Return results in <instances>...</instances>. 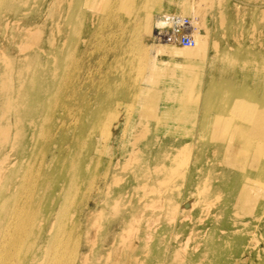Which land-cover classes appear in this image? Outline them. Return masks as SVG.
Returning <instances> with one entry per match:
<instances>
[{
	"label": "bare ground",
	"instance_id": "1",
	"mask_svg": "<svg viewBox=\"0 0 264 264\" xmlns=\"http://www.w3.org/2000/svg\"><path fill=\"white\" fill-rule=\"evenodd\" d=\"M246 1L254 4L0 0V62L6 69L18 67L17 87L0 101V264H141L146 253L154 259L157 246L169 251L158 253L166 260L162 264H231L228 252L242 257L243 264H264V0ZM216 2L218 15L212 12ZM135 7L139 16L131 14ZM249 14L253 19L246 22ZM171 15L189 19L192 47L156 38L155 29ZM231 19L236 20L229 28ZM131 36L139 58L129 62ZM42 59L38 71L35 65L43 64ZM115 63L130 70L122 66L113 73ZM74 64L79 73H97L78 84L91 82V102L82 97L80 103L88 111L81 132L110 125L124 108L125 130H131L134 142L118 155L115 168L121 160L158 163L147 176L138 168L131 170L133 189L115 187L122 177L114 173L109 179L110 172L96 187L90 186L88 192L97 193L106 187L102 206H112L104 214L91 210L99 196L91 207L84 202L87 193L80 192L78 202L68 198L79 192L83 181L74 173L78 159L63 172L51 154L46 169L34 176L25 160L36 142L46 139L42 151L65 145L72 118H61L55 126L61 131L57 139L54 127L49 133L38 131L43 120L39 114L51 107V92L62 86L67 91L68 67ZM78 91L81 87L67 93ZM21 93L26 96L15 106ZM7 112L14 120L2 125ZM24 116L26 145L20 148L17 140L24 136L18 129ZM119 122L117 117V128ZM72 137V146L82 144L83 136ZM152 143L161 151L148 158L145 145ZM111 216L122 220L115 235L105 231ZM144 221L172 234L168 245L154 239L156 245L137 246L148 239L146 233L120 246V239L127 242L132 231L127 225ZM181 224L187 225L186 236L179 231ZM175 241L183 245H172ZM106 242L108 261L99 256ZM173 251L184 258L172 259L168 253Z\"/></svg>",
	"mask_w": 264,
	"mask_h": 264
},
{
	"label": "rangeland",
	"instance_id": "2",
	"mask_svg": "<svg viewBox=\"0 0 264 264\" xmlns=\"http://www.w3.org/2000/svg\"><path fill=\"white\" fill-rule=\"evenodd\" d=\"M209 1H211V0H209ZM243 4L251 6L252 4H254V2H247L246 0H244ZM222 5H224L223 2H222ZM138 9H139V7L132 8L131 12H134V13H131V14L139 16V14L141 12H139V14H137L136 12L138 11ZM212 12L214 15L215 14L218 15L220 13V8L218 5V2H216V7ZM259 12H260V7L256 8L254 10L255 15H257ZM251 15H254V14H249V17H247L246 22H250L253 19V18L250 19ZM235 20L231 19L227 22L229 28L231 27L230 24L233 23ZM261 23L264 26V16L262 17ZM212 28L214 30V27H212ZM103 34H104V32L102 31V35ZM249 36H251V35H249ZM129 38H130V40H129L130 41L129 42L130 47H128V53L127 54H128V61L130 62L132 60L135 61L136 59H138L139 55H138V52H136L134 50V48L131 46V41H133L134 39L132 38V36ZM79 41L82 42V39H79ZM101 41H102V38L97 39L98 43ZM74 45H75V42L72 43V46H71V48L73 47L72 51L74 49ZM76 46H78V45L76 44ZM93 58H94V61L97 60L96 55H94ZM40 62L43 64H39V62H36L37 65H35V68L37 66L38 71H40L43 68L44 59H42ZM117 64H119V65L116 66ZM122 66H124L125 71L129 69L128 66L126 67L125 64L115 63L114 68L112 69L113 73L121 72ZM16 67L12 68V69H14L13 72H10V70H12V69H8V68L6 69L5 64L0 62V73H5L4 75H2L0 77V101L2 100V98L4 96H6L9 92L14 90L15 87H17V84H16L17 83L16 82L17 81V69H16ZM119 67H121V69H119ZM89 71H90L89 72L90 74H87V75L85 74L86 72H84V70L79 73L78 68L75 67V64L73 66L69 65L68 73L71 76V80L67 84L68 85L67 91H65L64 87L62 86L61 89L59 88V90H57L55 94H53V92H51L52 93L51 107H49L48 110L47 109L44 110L43 112H41L43 109H40L38 111V113L41 112L39 115H41L43 117L42 126H40L38 131L41 134L44 133V130H46L47 133H49V128L52 129L54 127V129L56 131V133H54V135L57 139H60L59 133L61 131H59V127L56 128L55 126L59 123L61 118L67 119L68 116H69L68 118H72V122H68L69 120L67 121V123L70 124V126L68 127L69 128L68 132L66 133L63 130L66 133V137H67L65 145L60 149L59 148H52L50 151H49V147H46L45 150L42 151V148H44V146H46V144H47L46 139H45V141L43 140V141H40L39 143L36 142L34 144L35 147L33 148L32 152L25 157V160H27V163L29 166V171H30L31 175L34 176V174L37 173L38 171L41 172L43 170V167H44V170L46 169V166H44V165L47 162V160L49 158H51V154H53V156L56 158V163L58 164L59 168L61 170H63V172H65L66 169L70 170L69 166L73 163V161L75 159H78L79 167L76 169V171L74 173H75V176L82 175L83 177L80 180V182L82 180L83 181L81 183L79 182L80 186L78 184L79 192L76 195H74L72 193L69 194L68 198L71 199L73 197L72 203L78 202L80 200V199H78L79 193L80 192L87 193L86 194L87 197L84 199V202L89 207H91L92 201H94L97 198V196H99V199H97L95 201V204H97V207L95 209L91 208V210L97 211V212L101 211L104 214L112 206V205H110L109 208H107L106 206H104V207L102 206L103 200L105 201V199H107L106 187L104 188V190L102 192L97 193L95 190H93V191L91 190V192H88L87 189L90 188V186L96 187V185L98 183H100L102 176L106 172L107 173L110 172L109 179L112 177V174H114V173L119 175V177H122V179L119 181V184H117L115 187H118L119 185L123 186V184H126L128 189H131L133 185H131L128 182L130 180L129 178H130L131 170L138 168V169H140V171L142 173L146 174V176H147L150 174L149 172L152 171L151 166L157 165L158 163H153V162L141 163L140 161H138L136 163V162H133L132 160H130L128 163H124V161L121 160V162H119L118 167L115 168V165H116L115 162L117 161V157H119L118 155H124V153H127L128 150L133 145L132 142H134L129 137L131 130H128V129L125 130L124 123H125V120L127 119V114H126V112H124V108H119V111H120L119 115H116V113H115L116 116L112 118L110 125L105 126V127H101V128L98 127V128H95L94 130L88 129L86 131L81 132V128L83 127L84 120H86L85 117H86L88 111H86V109L83 108V106H81L80 103L82 101V97L89 99V101L91 102V98H90L91 97V82L90 83L88 82L85 85H78V84H80L79 81H81L86 76H89V75L94 76L95 75V77H97V73H96L95 69H92ZM5 78L8 81L7 83H3V79H5ZM95 81H96V79H95ZM3 86H4V88H3ZM74 87H77V88L81 87L82 92L78 91L76 93L68 94L67 92L69 91V88H74ZM25 96L26 95L24 93H21V96L19 98L17 97L14 100V105L17 106V100H23L25 98ZM77 104L80 105V108H78V109H77ZM5 114L6 115L4 117H6V122H2L1 123L2 125H7L9 123L7 121H13L14 120L12 112H7ZM117 117L120 118L119 128H117L116 127L117 125H115ZM27 120H28L27 117L24 116V118L20 121L22 123V126H20V128L18 129L19 134H20L19 136H24L23 140H17V143L19 144L20 148H22L23 146L26 145V131H27L26 129L28 126V124L26 123ZM78 134H80V135H78ZM72 136H83L81 138V139H83L81 141L82 144L79 146H72L71 145V137ZM73 138L74 137H72V139ZM5 142L6 141H4V143ZM139 142L140 141H138L137 142L138 144L137 143L136 144L139 145ZM94 146L96 148H94ZM145 148L147 149L146 152H147L148 158L152 157L153 155H159V153L161 151V148L158 146H155V143L154 144L153 143L152 144H146ZM134 155H133V157H134ZM133 157H132V159H133ZM63 162L66 164L65 166H63ZM121 167H125L124 171L118 169ZM56 176H57L56 174L52 175L53 178ZM161 178H162V176H159V179H161ZM114 184L115 183L113 182L111 187H113ZM122 193H123V191H122ZM138 194L140 195V192H138ZM88 210H90V208H88ZM119 210L122 212L123 207L120 206ZM120 214H122V213H120ZM121 221H122L121 219L111 216V218L108 221L111 223H109V226L106 225V229H105L106 233L109 234L111 231H113L114 235L118 234V231L120 230L119 226H121V224H122ZM127 227L128 228L130 227L132 229V231L129 234H126V235H128L127 236L128 239L126 240L127 242L121 241L122 238L120 239V242H119L120 246H125L126 243H127V246H129V242H131L133 239L136 241H139L140 236H142L144 234L146 235V233H149V237H147L148 239H146V241H145V239L141 237L142 239H144V241L140 240L139 242H137V246H139L140 244H145V245H149V246L156 245V243L154 241H152L154 239L161 241L162 245L165 246V245H168L165 243L167 241H169V239H171V237H172V234H169L168 231H166V229H164L163 232H160L157 225L154 226L152 224H148L146 221L141 222L139 224H133V225L128 224ZM186 228H187L186 224H181V229L179 230V231H183L185 236L188 233V231H185ZM137 230H139V231H137ZM145 230L147 232H145ZM183 233L181 235H183ZM148 240H150L151 242L148 243L149 242ZM157 240H155V241H157ZM191 244H192V242H189V244H188L190 246V249H191ZM172 245H183V244H180L179 241H175ZM108 246H109V243L105 244V246L102 249H100V254H99L101 259H104L107 261L109 259L106 258L104 255L107 252ZM154 252L155 253L152 254L154 259H148L147 253L144 254L142 256V259H141V264H162V262L164 263L166 260L165 259L162 260L161 259L162 256L159 257L158 253L159 254H166L169 251H167L164 248H160L158 250V246H157V249H155ZM228 254L232 255L231 258H228V262H230L231 264H235V262L237 264H243L242 263V257L235 258L236 254L233 252H228ZM168 255L170 257L178 255V259L184 258L183 255L181 256V254H178L175 251L170 252V254L168 253ZM131 256H134V253H131ZM90 257L91 256L89 255V258ZM172 259H174V258L172 257ZM176 259H177V257H176ZM171 261H173V260H171Z\"/></svg>",
	"mask_w": 264,
	"mask_h": 264
},
{
	"label": "built area",
	"instance_id": "3",
	"mask_svg": "<svg viewBox=\"0 0 264 264\" xmlns=\"http://www.w3.org/2000/svg\"><path fill=\"white\" fill-rule=\"evenodd\" d=\"M166 21V26H159L155 29V36L159 41L192 47L194 41L189 34L190 21L187 17L177 15L167 16L161 22Z\"/></svg>",
	"mask_w": 264,
	"mask_h": 264
},
{
	"label": "clouds",
	"instance_id": "4",
	"mask_svg": "<svg viewBox=\"0 0 264 264\" xmlns=\"http://www.w3.org/2000/svg\"><path fill=\"white\" fill-rule=\"evenodd\" d=\"M160 26H166V21L160 22Z\"/></svg>",
	"mask_w": 264,
	"mask_h": 264
}]
</instances>
